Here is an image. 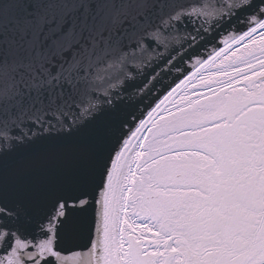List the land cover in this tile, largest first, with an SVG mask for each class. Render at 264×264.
Here are the masks:
<instances>
[{"label": "snow or ice", "instance_id": "snow-or-ice-1", "mask_svg": "<svg viewBox=\"0 0 264 264\" xmlns=\"http://www.w3.org/2000/svg\"><path fill=\"white\" fill-rule=\"evenodd\" d=\"M0 264H264V0H0Z\"/></svg>", "mask_w": 264, "mask_h": 264}]
</instances>
